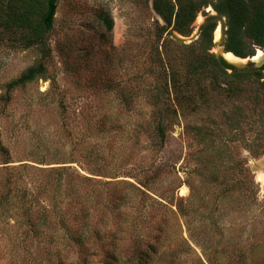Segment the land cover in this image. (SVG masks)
<instances>
[{
    "label": "rangeland",
    "instance_id": "rangeland-1",
    "mask_svg": "<svg viewBox=\"0 0 264 264\" xmlns=\"http://www.w3.org/2000/svg\"><path fill=\"white\" fill-rule=\"evenodd\" d=\"M211 8L185 42L153 0H59L31 47L0 23V264H264L260 85L212 63Z\"/></svg>",
    "mask_w": 264,
    "mask_h": 264
},
{
    "label": "trees",
    "instance_id": "trees-1",
    "mask_svg": "<svg viewBox=\"0 0 264 264\" xmlns=\"http://www.w3.org/2000/svg\"><path fill=\"white\" fill-rule=\"evenodd\" d=\"M59 0H0V23L13 33L24 31L22 38H27L26 47L33 44L43 45L47 33L54 24ZM178 9L172 0H153V9L163 19L166 27L160 28V33L165 34L169 29L183 37L192 34V25L197 19L201 7L214 6L215 10L227 17V37L225 52L233 53L236 57L246 59L256 54L257 49H264V0H176ZM175 3V4H176ZM107 30H113L114 23L104 19ZM216 23L212 22L201 33L200 40L206 43V50L213 48V34ZM212 63L220 70L227 73L218 58L210 55ZM201 64L200 67H203ZM199 67V68H200ZM264 66L260 70L248 73H231L238 81L250 76L256 77L260 85L261 102L264 106ZM42 64L30 68L16 84H24L37 78H46ZM230 86V83H225ZM264 111V108H263ZM0 149L7 150L0 140ZM8 164L7 162H4Z\"/></svg>",
    "mask_w": 264,
    "mask_h": 264
},
{
    "label": "water",
    "instance_id": "water-1",
    "mask_svg": "<svg viewBox=\"0 0 264 264\" xmlns=\"http://www.w3.org/2000/svg\"><path fill=\"white\" fill-rule=\"evenodd\" d=\"M216 21L219 23L221 29V40L219 41L218 45H220L225 51L228 25H227V18L222 14L213 11V13L208 15L204 19L203 23H201L197 34L200 36L207 25ZM174 39L180 42H185V40L187 41V37H183L181 35L179 36L177 34L174 35ZM261 51H264V49H261ZM257 56H258V50L256 51V54L254 56L244 59L247 60V63L245 65H236L230 63L227 60H225L222 54H218L217 58L220 64L222 65V67L230 73H248V72L260 70L264 66V57L261 59H255Z\"/></svg>",
    "mask_w": 264,
    "mask_h": 264
},
{
    "label": "bare ground",
    "instance_id": "bare-ground-1",
    "mask_svg": "<svg viewBox=\"0 0 264 264\" xmlns=\"http://www.w3.org/2000/svg\"><path fill=\"white\" fill-rule=\"evenodd\" d=\"M202 18L199 19V23L202 22ZM215 40L216 42H219L221 40V29L220 26L217 28L215 32ZM219 54H222L225 60H227L230 63L236 64V65H244L247 60L241 59L239 57H236L233 53H228L225 51H222L221 49L219 50ZM264 57V51L259 50L258 56L255 59H261ZM260 168V167H259ZM259 180L264 184V173L260 172L259 174ZM184 192H188L187 189H184Z\"/></svg>",
    "mask_w": 264,
    "mask_h": 264
},
{
    "label": "flooded vegetation",
    "instance_id": "flooded-vegetation-1",
    "mask_svg": "<svg viewBox=\"0 0 264 264\" xmlns=\"http://www.w3.org/2000/svg\"><path fill=\"white\" fill-rule=\"evenodd\" d=\"M212 9V8H211ZM214 10L212 9V12H213ZM259 52V51H258Z\"/></svg>",
    "mask_w": 264,
    "mask_h": 264
}]
</instances>
